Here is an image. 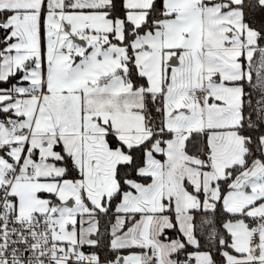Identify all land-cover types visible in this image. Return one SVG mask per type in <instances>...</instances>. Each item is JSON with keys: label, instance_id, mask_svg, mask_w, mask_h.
<instances>
[{"label": "snow or ice", "instance_id": "snow-or-ice-1", "mask_svg": "<svg viewBox=\"0 0 264 264\" xmlns=\"http://www.w3.org/2000/svg\"><path fill=\"white\" fill-rule=\"evenodd\" d=\"M0 264H264V0H0Z\"/></svg>", "mask_w": 264, "mask_h": 264}]
</instances>
